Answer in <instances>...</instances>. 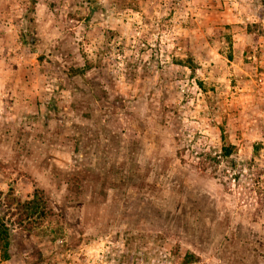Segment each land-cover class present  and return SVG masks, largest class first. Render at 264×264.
<instances>
[{"label": "rangeland", "instance_id": "1", "mask_svg": "<svg viewBox=\"0 0 264 264\" xmlns=\"http://www.w3.org/2000/svg\"><path fill=\"white\" fill-rule=\"evenodd\" d=\"M0 208V264H264V0H0Z\"/></svg>", "mask_w": 264, "mask_h": 264}, {"label": "trees", "instance_id": "2", "mask_svg": "<svg viewBox=\"0 0 264 264\" xmlns=\"http://www.w3.org/2000/svg\"><path fill=\"white\" fill-rule=\"evenodd\" d=\"M31 28L29 29V34L31 33ZM226 155L229 154L230 149L225 148ZM45 193L43 191H34L33 196L30 199H25L23 201H18L16 203V214H17V223H26L28 226L26 227L27 230H29L30 223L33 222L34 216L38 213V215H44L47 214L48 212L53 214L52 209L46 206L44 204V201H42L43 196ZM43 202V205L41 203ZM46 203V201H45ZM41 207V208H40ZM1 209V208H0ZM0 210V251L4 253V258L8 259L10 256V248H9V233L7 227L3 224L5 223V220L3 218V215L1 214ZM27 263V262H26Z\"/></svg>", "mask_w": 264, "mask_h": 264}]
</instances>
